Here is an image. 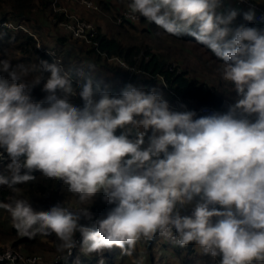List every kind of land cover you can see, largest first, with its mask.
<instances>
[{"label":"clouds","instance_id":"clouds-1","mask_svg":"<svg viewBox=\"0 0 264 264\" xmlns=\"http://www.w3.org/2000/svg\"><path fill=\"white\" fill-rule=\"evenodd\" d=\"M126 7L134 23L143 18L206 46L234 102L197 117L173 110L155 88L129 83L110 94L94 83L91 63L73 72L59 61L0 59V159L9 160L0 185L15 193L39 172L75 198L35 210L13 195L0 209L20 237L54 234L58 259L77 246L85 256L115 247L144 264L137 245L159 237L181 249L192 243L217 264H264V29L232 27L238 12L222 10V0H128ZM242 15L253 21L254 6ZM38 86L44 95L34 100ZM77 97L82 106L72 103ZM97 200L112 205L103 218L90 210ZM0 259L15 258L9 250Z\"/></svg>","mask_w":264,"mask_h":264},{"label":"trees","instance_id":"trees-1","mask_svg":"<svg viewBox=\"0 0 264 264\" xmlns=\"http://www.w3.org/2000/svg\"><path fill=\"white\" fill-rule=\"evenodd\" d=\"M58 1L59 0L56 1V4ZM254 1L264 8L263 3H260L257 0ZM126 2L128 3V0H126ZM222 4L225 3L222 2ZM53 7L54 0H0V22L10 21L14 26L23 27L16 29L4 26L0 27V59H8L13 63V65L20 63L29 65L30 63H39L40 60L52 62L48 54L36 48V40L33 38L32 30H36L40 26L45 25L55 27L56 25H59L60 22L69 21L64 12L54 11ZM237 12L238 14L236 18L243 19V13L238 10ZM122 22L128 23L129 28L131 29L139 28L137 24L135 26L134 22H130L128 20H124ZM139 22L143 25L140 31L142 33L141 42L131 40L130 36L127 35L126 27L124 26H120L116 33L109 36L102 33L100 29H97L96 35L91 38L90 42L76 39L70 32L64 29L70 35L58 36L55 39V47L53 50H56L57 53L62 51L69 52L70 45L68 42L70 40L82 43L85 46L84 54L87 60H90L94 64L105 63L106 65V62L113 63L115 65H113L114 67L111 66V70H117V68H119L117 71L121 72L123 75L121 80L122 88L128 84L127 80L129 79L131 84L145 85L147 88L145 90L155 88L161 92L163 96L167 97L168 92L159 78L162 77L167 86H169L183 100L190 102V108L192 111L195 110L197 103L209 104L219 112L226 111V107L230 103L224 102L223 99L213 91L211 86H209L206 82H198L190 78L185 70H179L178 68L173 67L169 59H167V55L165 53L160 51L155 52L144 39L150 31H152L150 32L151 34L158 33V37H161V41L157 47H162L161 43L171 39L191 41L190 39L194 40V38L189 35H183L181 37L171 36L163 32L162 29H159L154 23H148L143 18H141ZM125 23H121L119 25H124ZM25 25H29L30 28H24ZM146 25L148 29L144 27ZM244 25L262 28L261 25L255 23L254 21L245 20ZM24 29L26 31H24ZM123 36L128 38L129 42L124 41ZM158 37L155 36L157 40L159 39ZM166 49L170 48L166 45ZM58 55L60 56V54ZM211 56L217 59L213 53ZM113 57L121 58L130 67L138 70L139 74L134 73L132 70L121 69L119 65L109 61ZM62 63L65 70L74 72L76 69L82 68L73 64V62L69 60L62 61ZM94 82H100L101 87H103L104 85H107L108 81L107 79L105 80V77L102 79L94 77ZM107 90L114 92V90L109 89V87ZM32 96L34 100H41L43 98L41 90L36 88L34 89ZM193 101L196 103L193 104ZM76 105L82 106V101L77 100ZM5 157L6 160L4 162H0V174H7L5 169L9 160L6 155ZM32 174L36 176V180L30 182L29 184L18 185L15 193L6 186L0 185V201L7 202L10 197L15 195L17 197L29 199L35 210H47L58 201H64L65 203L74 201L75 198L67 192V186L61 181L48 180L39 172H34ZM111 207L112 205H107L102 201L97 200L92 205L90 210H102L103 212H107ZM80 223L84 224L83 220H81ZM10 229V234L18 236L14 228L10 226ZM78 236H80L79 233L76 234V238ZM41 238L44 239L48 245L50 242H54L55 245L59 243L54 234L41 235ZM36 243V238L29 239L28 237L18 236L12 246L16 251H20L22 249L26 252H32L35 248H37ZM144 245V248L147 251L150 250L149 248L151 246V242H145ZM41 247H46L43 242ZM78 247L79 246L74 248V250L78 249ZM51 248L52 247L49 246V249ZM115 251L105 250V252L97 256H87V259L93 260L96 258L97 264H99V262L103 264H114L113 257L120 255V251ZM148 260V264H156L152 255H149ZM96 261H93L92 263H96Z\"/></svg>","mask_w":264,"mask_h":264},{"label":"rangeland","instance_id":"rangeland-1","mask_svg":"<svg viewBox=\"0 0 264 264\" xmlns=\"http://www.w3.org/2000/svg\"><path fill=\"white\" fill-rule=\"evenodd\" d=\"M91 1L97 4V9L89 8L85 4L76 0H59L53 7V10L64 12L65 16L68 17L69 20H71L73 17H76L82 21L92 22V24L96 26L97 29H100L101 32L105 33L107 36L116 33L117 29L120 26H124L126 27L127 35L130 36L131 40L141 42L142 33L140 31L143 25L140 24V22L135 23V26L137 24L139 28L131 29L129 28L128 23L117 22L116 20L119 13L127 10L126 0ZM121 23L125 24L119 25ZM144 27L148 29L147 25ZM24 28H30V26L25 25ZM150 32H148L147 37L144 39L145 42L148 43L155 52L160 51L165 53L172 66L178 68L179 70H185L190 78L198 82H206L209 86H211L213 91L223 99L224 102H234L235 92H232L231 84L221 79L219 71V65L221 62L211 56L212 52L206 46L198 43L195 39H190L191 41L171 39L168 41L165 40L166 42L161 43L162 47H157V45L160 44L159 42L161 41V37H158V33L151 34ZM32 33L34 36L33 38L36 40V43L39 44V46L43 49H54L55 39L58 36L70 35L59 25H56L55 27L46 25L40 26L38 29L32 30ZM155 36L159 39L157 40ZM123 38L124 41L129 42L128 38L124 36ZM73 42V40H70L68 42L70 45L69 52L62 51L58 53L60 54L62 61L69 60L78 67L84 68H86L87 64L89 63L94 64L90 60H87L85 58V46L82 43ZM166 45L170 49H166ZM94 65L96 66L94 77H99L100 79L105 77V80L107 79L108 81L107 86L111 90L115 91L122 88L121 80L123 75L121 74V72L117 71L119 70V68H117V70L110 69L111 66L114 67L113 65L115 64L106 62V65L105 63H98ZM120 68L126 70V68ZM133 72L136 73L135 71ZM127 82L128 84L130 83L129 79L127 80ZM133 85L138 88L147 89L145 85ZM36 89H40V87L38 86ZM41 95L43 97L44 93L41 92ZM72 103L76 105L77 100L73 99ZM5 160L6 159H0L1 162H4ZM10 226L11 222L9 214L3 209H0V251L3 250L6 246H11L13 248V242H15L18 237L16 235L10 234ZM41 235L42 234L36 235L35 238L37 242V248H35L32 252H26L22 249L18 252L26 255H38L44 261H53L61 254L56 251V245L54 244V242H50L48 245V243L41 238ZM42 242L46 246L45 248L41 247ZM152 242V246H150V250L148 251L144 248V241H141L137 245V252L135 256L137 258L143 257L144 264L149 263V255H152L156 264H217V262L215 261H218V258L216 260H213L211 258V261H208V258L204 259L195 251V246L191 247L192 243H190L186 248L181 249L179 247H173L168 243L162 242L159 237H157V239ZM49 246H51L52 248L49 249ZM117 250L119 251L118 248L114 247L109 251L117 252ZM97 255L98 254L94 253L91 256ZM96 260V258H94L93 260L87 259V256L80 252L79 247L78 249H75L70 256L71 264H97ZM93 261H96V263H92ZM113 261L114 264H133L132 257H121L120 255L114 256ZM99 264L103 263L99 262Z\"/></svg>","mask_w":264,"mask_h":264},{"label":"built area","instance_id":"built-area-1","mask_svg":"<svg viewBox=\"0 0 264 264\" xmlns=\"http://www.w3.org/2000/svg\"><path fill=\"white\" fill-rule=\"evenodd\" d=\"M56 1L57 0H54V6L56 4ZM65 1H72V0H65ZM76 1H79L83 4H85L89 8L97 9L96 3L91 1V0H76ZM222 2L223 3H230L236 10L240 11L241 13L248 11L250 6H254L255 18L253 21L255 23H258L259 25H261L262 28L264 29V8L260 4H258L256 1H254V0H222ZM116 20H117V22H122L124 20H128L130 22H133L132 20H130L128 18L127 10L119 13ZM59 25L63 29L70 32L74 38L79 39V40H84L86 42H90L91 38H93L97 33V28H96V26H94L92 24V22L82 21L76 17H73L71 20H69L67 22H60ZM3 26L8 27V28H14V29L23 28L21 26H14L10 21H1L0 27H3ZM24 31H26V30L24 29ZM36 48L38 50L48 54L50 56L52 62L59 61L63 66L62 59L55 50L47 49V48L43 49L37 43H36ZM50 53H51V55H50ZM109 61H112L119 66L121 65V63H123L124 65H127L126 69L132 70V71H135L136 73H138L137 70H135L133 67H130L121 58L113 57ZM159 78H160L161 82H163V85H164L166 91L168 92V96L167 97L163 96V97H164V99H166L169 102L170 107L173 110H178V111L191 110L190 102L183 100L178 94H176L169 86H167L164 83V80L162 79V77H159ZM120 91H121V89L116 90L114 92H111V91H109V92L112 95H118L120 93ZM145 91H147V90H145ZM74 99L80 100L78 97L74 98ZM181 105H183L185 107H181ZM194 111L196 112L197 117H198L201 115L210 114L211 112L216 111V109L209 104H205V103H199L198 104L197 103ZM2 159H6L5 156ZM191 207L183 208L181 210V214L182 215L183 214H190ZM92 213L94 214V218H103L107 214V212H103L102 210L92 211ZM83 223L89 224V222L85 221V220H83ZM92 226H94V225H92ZM76 239L78 241L80 239V236H78ZM9 250L11 251L12 256L15 258L14 261H9L8 259H0V263L29 264V262L32 261L34 257L38 256V255H26V254H23V253H20V252L14 250L11 246H6L3 250L0 251V257H3L5 255V253ZM73 250H74V248H73ZM73 250H72V252H73ZM70 256L68 257L67 260L58 259V257L55 258L54 260L52 259L53 261H51V260L50 261H44L42 259L41 261L37 262V264H71Z\"/></svg>","mask_w":264,"mask_h":264},{"label":"crops","instance_id":"crops-1","mask_svg":"<svg viewBox=\"0 0 264 264\" xmlns=\"http://www.w3.org/2000/svg\"><path fill=\"white\" fill-rule=\"evenodd\" d=\"M257 1H259L260 3H263V5H264V0H257ZM228 9H235L230 3H225V4H222V10H228ZM244 22H245V20H243V19H241V18H235V20L233 21V24L231 25L232 27H236V26H238V25H241V24H244ZM193 104H195L196 102L195 101H193L192 102ZM187 207H191V205H189V206H187ZM151 243H153L152 241H151ZM151 246H152V244H151ZM166 246H168V245H166ZM191 247H194V244H192V246ZM143 249V248H142ZM204 259L206 258H208V261H211V256H209V255H201ZM213 259V258H212ZM219 259V258H218ZM214 260V259H213ZM207 261V262H208ZM215 262H217V261H215ZM205 264V263H204Z\"/></svg>","mask_w":264,"mask_h":264}]
</instances>
